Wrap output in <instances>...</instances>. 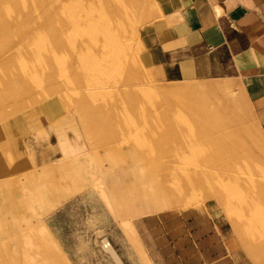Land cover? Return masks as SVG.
<instances>
[{"label": "rangeland", "instance_id": "374dc122", "mask_svg": "<svg viewBox=\"0 0 264 264\" xmlns=\"http://www.w3.org/2000/svg\"><path fill=\"white\" fill-rule=\"evenodd\" d=\"M48 4L0 0L5 36L26 45L27 58L35 55L30 69L46 95L81 103L87 119L95 118L93 129L102 142L82 135L75 121L54 123L45 117L29 134L16 125L11 141L0 138V249L4 243L15 247L22 237L14 228L17 223L38 220L67 264H152L136 230L141 219L149 218L165 231L159 244L173 262L182 256L199 264L219 256L226 233L244 264H264V136L239 85L225 80L165 82L155 75L140 31L157 19L160 0L131 1V24L121 17L123 25L113 27L116 35L126 34L120 38L127 49L116 50L119 55L103 44V72L100 67L74 70L87 59L79 46L54 37ZM67 50L71 54L60 55ZM111 60H121L122 71L114 72ZM210 84H225V93H211L208 99V94L182 92ZM170 87V93L180 92L167 96L164 89ZM48 113L55 117L64 108ZM158 120L165 126L158 127ZM30 173L37 177H27ZM132 191L140 197L135 203ZM143 193L152 199H142ZM11 202L24 211L15 212ZM48 240L23 239L22 247ZM209 247L213 255L205 253ZM37 256L5 255V260Z\"/></svg>", "mask_w": 264, "mask_h": 264}, {"label": "crops", "instance_id": "0c3cea01", "mask_svg": "<svg viewBox=\"0 0 264 264\" xmlns=\"http://www.w3.org/2000/svg\"><path fill=\"white\" fill-rule=\"evenodd\" d=\"M5 23L0 22V138L11 141V136L15 137L16 125H23L25 132L29 134L32 129L43 123L45 117V120L51 122L56 120L54 123L60 119L67 123L71 120L75 121L81 126L79 128L82 135L101 143L102 140L92 125L96 124L95 118L87 119L89 115L85 113V109L70 100L69 103L56 101L53 94L48 96L42 91V87L38 85L36 71L30 69L36 63L35 55L32 58L30 53L27 58L26 45L22 46L19 42L6 38ZM140 39L151 69L165 82L212 80L236 82L247 99L264 136V0H160L157 19L142 27ZM28 66L29 70H27ZM177 87L182 86H174ZM171 88L173 87L164 89L167 96L180 92L170 93ZM187 89H183L182 92L208 94L209 99L211 93L224 94L225 84H210ZM208 99L204 98V102ZM54 107L64 108V113L54 117L48 113ZM71 113L73 116L69 118ZM33 124L35 127H32ZM164 124L161 120L157 122L158 127ZM142 125L145 126V122ZM6 147L9 153L12 148L10 142ZM27 148L28 142L24 146V149ZM62 151L65 152L66 149L62 148ZM77 165L80 163L78 162ZM22 176L25 177L26 174ZM28 176L31 179L37 177L35 175L34 178L32 173ZM23 181L22 179L21 182ZM41 189L42 186L35 189L36 193L33 194L36 195ZM131 190H133L132 186ZM139 198L135 191L131 192L130 199L134 203ZM146 198L152 199L148 194L143 193L142 199ZM11 205L15 212L24 211L15 202H11ZM153 222L149 218L141 219L136 225L137 233L143 243L140 245L144 246L152 264H191L190 261H183L182 256L174 262L173 259L163 256L162 246L159 243L160 239L165 240L166 234L163 228L160 230V227L154 226ZM219 226V233L222 234V226ZM128 227L134 231L132 226ZM14 228L19 234L21 232L22 237L16 239L15 247H9V243L2 245L0 264H67L49 238L47 230L39 226L38 220L31 222L25 219L24 222L17 223ZM37 237L48 238V243L23 249V239ZM210 248L204 251L208 255H213L210 254ZM218 248L219 256H209L199 264H244L237 254L239 248L231 246L228 234L225 233V245ZM179 250L183 253V247ZM23 253L39 256L23 262L22 257L14 258L13 261L5 260V255Z\"/></svg>", "mask_w": 264, "mask_h": 264}, {"label": "bare ground", "instance_id": "6f19581e", "mask_svg": "<svg viewBox=\"0 0 264 264\" xmlns=\"http://www.w3.org/2000/svg\"><path fill=\"white\" fill-rule=\"evenodd\" d=\"M131 1L132 0H49L48 8L50 10V26L56 27L55 36H53L57 40L60 38L62 42L66 43V45L73 44L79 46V50L84 54L85 61L87 59L86 63L77 65L74 70L79 69L81 71H86L88 67L96 70L100 67V71H102L101 67L104 69V66L101 63L102 61L100 62V59L103 58L101 53L104 51H102L104 45L111 47L116 53L119 52V55L122 54H120V51H126L128 46L127 41H122L121 38H124L122 37L123 34H119L121 36L116 35L113 27L115 26L114 23H121L118 26L120 28V26L123 25L122 23L124 20L131 24L132 19L130 16H133L135 12L133 7L130 6ZM121 17L123 21L121 20ZM116 50L120 51L117 52ZM68 51L70 50L60 51V55L67 56L68 54H71V52ZM76 52L77 51H75V53ZM119 55L117 54L120 58ZM53 56H57L56 51ZM107 58L109 57L107 56ZM97 59H99V63H97ZM119 62L114 63L112 61L114 65L112 67L110 64L109 67H112L114 72L122 71L123 64L121 65V60ZM83 83L85 84V82ZM102 87L104 88V86ZM77 104L79 103L77 102ZM79 105H81V103Z\"/></svg>", "mask_w": 264, "mask_h": 264}]
</instances>
